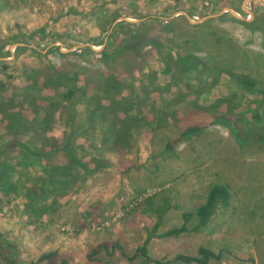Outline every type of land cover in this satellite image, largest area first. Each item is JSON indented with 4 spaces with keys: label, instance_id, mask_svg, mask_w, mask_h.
<instances>
[{
    "label": "rangeland",
    "instance_id": "1",
    "mask_svg": "<svg viewBox=\"0 0 264 264\" xmlns=\"http://www.w3.org/2000/svg\"><path fill=\"white\" fill-rule=\"evenodd\" d=\"M145 36L158 45L120 54ZM15 107L28 121L10 131ZM16 136L30 151L70 140L87 168L65 150H0V264H186L175 256L201 246L221 253L210 264H264V143L246 145L264 136V1L0 0V147ZM216 183L231 187L228 209L140 254L153 208H172L165 233Z\"/></svg>",
    "mask_w": 264,
    "mask_h": 264
},
{
    "label": "trees",
    "instance_id": "2",
    "mask_svg": "<svg viewBox=\"0 0 264 264\" xmlns=\"http://www.w3.org/2000/svg\"><path fill=\"white\" fill-rule=\"evenodd\" d=\"M227 15H230V14L227 13ZM128 17L133 18L132 16H128ZM244 23L246 25L252 27V28H255L254 24H257L258 21L256 20L253 23H248V22H244ZM120 25L121 26L122 25H129L130 26L131 24L127 21H123V22H121ZM193 26L195 28H199V26H195V25H193ZM139 43H141V48L145 47V46H153V45L157 46L158 45V41H156L154 39H150L149 37L145 36V37H141L139 39V41H136L135 43L132 42L130 44H125V46H124L125 48H123L120 51V54L124 53V52L129 53V52L133 51L132 48H134V46L138 45ZM89 50L91 52L95 53L92 49H89ZM97 54H99V53H97ZM101 55L105 56L104 53H102ZM9 77L12 78V76H9ZM1 86H3V85H1ZM71 97H72V91L65 94L66 100H69ZM14 100H12L13 102L12 101L10 102L11 107L15 103ZM199 110H202L203 112H207V113L212 114V112L210 111V108H206V109L199 108ZM4 119L8 125V126L6 125V128H8V130H10V131L11 130H17L18 127H20L21 125H25L28 121V120L26 121V117L23 115V113L20 110H18V111L16 110V107H15V109L8 108L7 112L4 116ZM232 121L233 120H231V117L228 115H222V114L213 115V122L214 123L221 122V123H225L227 126L230 127L232 125ZM233 130L236 131L237 136H239L241 134L240 133L241 125L237 124V127H235ZM202 131H203V126H201V125H195V126L188 127L187 129L184 130V132L181 133V136L179 137V139L174 140V141H170V143L167 146V149L172 150L174 148V145L178 144L182 139H191V137L193 135H199ZM72 135H73V133H71V136ZM239 139L240 138H238V140ZM240 140H242V139H240ZM254 141H259L261 144H263L264 143V136H258L256 138H253V141L247 143L246 145L250 146L251 144L254 143ZM19 145L24 146L25 148H27L30 151V149L27 145L22 144L20 142V139L18 136H16L14 139H12L10 142L5 144L4 146L0 147V150L12 149V148H15ZM70 146H72V148H74L71 141L68 140L67 143L65 145L61 146L60 149H59V147L52 146L48 150L30 151V153L36 157H50L52 154L56 153L58 150H65L73 157V160L76 164L87 168V164L83 163L77 159V156L74 153V149H71ZM232 197H233V193H232V190H231V187L229 184L216 183V184L211 185L207 191L204 203L199 205L198 207H196L195 210L192 212L183 213L182 214L183 223L180 227L172 228V229H170V230H168L162 234H157V232H158V230L162 224L164 216L172 208L168 203L162 204L161 206H159L157 208L156 207L153 208L152 212L156 213L157 221H156L155 225L153 226L152 231L149 233L148 238L144 242V246L139 249L140 254L149 260L148 253H147V245L154 237H159V238H162V237H179L185 233L199 232V231L203 230L212 221L215 213L217 212V210L219 208L228 209L231 206ZM150 199H152V198H150ZM174 208H177V206H174ZM193 222H195L194 226L192 228H189V224H191ZM117 248H119L118 244H114L113 249L115 250ZM104 251L105 252L109 251L108 244H106V243L98 245L92 251V255H97V254L102 253ZM227 251L230 252L229 250H227ZM222 253H223V250H222ZM56 255H57L56 251L45 252L39 257V259L37 261H35L33 263H39V262H43V261L53 262ZM110 255H112V253H110ZM134 258L135 257H131L130 259L132 260ZM220 258H221V253H216L215 251H212L210 248H207L205 246H201L198 249L197 255L191 256V255L180 254V255H176L174 260L178 261V262L186 263V264H210V262L212 260H217ZM8 264H17V263L15 261L8 260ZM62 264H67V261L63 260Z\"/></svg>",
    "mask_w": 264,
    "mask_h": 264
},
{
    "label": "water",
    "instance_id": "3",
    "mask_svg": "<svg viewBox=\"0 0 264 264\" xmlns=\"http://www.w3.org/2000/svg\"><path fill=\"white\" fill-rule=\"evenodd\" d=\"M262 1H264V0H262Z\"/></svg>",
    "mask_w": 264,
    "mask_h": 264
}]
</instances>
